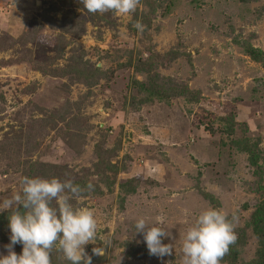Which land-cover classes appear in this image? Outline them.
I'll return each instance as SVG.
<instances>
[{"label": "rangeland", "instance_id": "rangeland-1", "mask_svg": "<svg viewBox=\"0 0 264 264\" xmlns=\"http://www.w3.org/2000/svg\"><path fill=\"white\" fill-rule=\"evenodd\" d=\"M77 3L0 0V201L43 165L96 172L104 155L108 179L70 199L94 213L92 264H183V235L209 207L236 213L250 261L245 224L264 188V0H138L124 16ZM145 60L155 67L137 70ZM243 141L256 146L260 180ZM139 218L163 224L172 255L148 254ZM102 242L105 255H92Z\"/></svg>", "mask_w": 264, "mask_h": 264}, {"label": "clouds", "instance_id": "clouds-1", "mask_svg": "<svg viewBox=\"0 0 264 264\" xmlns=\"http://www.w3.org/2000/svg\"><path fill=\"white\" fill-rule=\"evenodd\" d=\"M89 14L112 12L118 16L136 10L138 0H79ZM138 31L143 26L137 22ZM102 67V65H97ZM20 191L0 201V211L9 210V243L6 254L0 253V264H51L50 253L55 248L69 264H92V256L85 251L89 243L96 244L97 222L91 210L72 206L70 199L78 198L83 188L71 180L57 178L21 177ZM55 201V207H53ZM238 216H231L217 208L199 212L195 222L187 228L181 241L183 264H220V260L234 244ZM135 233L143 237L150 256L158 259L172 255L171 244L163 243L170 233L162 223H148L139 218L134 224ZM21 245L18 254L13 250ZM108 242L92 248V255L104 256Z\"/></svg>", "mask_w": 264, "mask_h": 264}, {"label": "trees", "instance_id": "trees-1", "mask_svg": "<svg viewBox=\"0 0 264 264\" xmlns=\"http://www.w3.org/2000/svg\"><path fill=\"white\" fill-rule=\"evenodd\" d=\"M77 2H78L77 3L78 5H82L79 2V0H77ZM151 7H152V10L151 12H148L149 15H153L154 13V8H153L154 6L151 5ZM246 52L255 61L262 60V52L260 50L247 48ZM165 58L169 59L171 57L167 55L163 59L165 60ZM155 65L156 64L154 61L151 62V61L145 60L142 63H139V62L137 63V70L149 71L153 69ZM140 85L144 86L143 83L142 84L140 83ZM144 89H147V87H144ZM157 91H158L157 94L159 95V90L157 89ZM230 131L231 130H229V132ZM242 144H243L242 145L243 150L248 152L252 156L251 163L253 164V166L256 167L255 171H257V173L259 172L258 174L260 175L259 180L262 179V176H261L262 172L258 171V168H260L261 165L258 162L259 155L257 153L256 146L249 144L248 141H245V142L243 141ZM109 167L111 166L109 165L108 161L105 159L103 155L100 157L98 169L96 170V172H89L87 169H85L83 170L82 174H78V173L71 171L67 167H61L55 164L54 165L48 164L47 166L46 165L42 166L41 172L38 174L37 177L47 178V179L57 178V179H60L61 181L71 180L74 184L80 185L82 188L86 184L91 183L93 185V188L91 190L85 189L80 195V196H84V195L89 194V192H93V191L97 192L99 190V187H97L96 182L98 180L106 181L108 179V177L104 174V172L106 169H109ZM257 191L258 192L260 191V198L254 205V208L249 215V219L245 224V227L249 228L252 234L256 238L257 249L255 251L254 258H252L250 261H243L240 259L241 246H243L245 242V230L244 228H239V229H235L236 236H237L235 243L229 246L228 252L223 256V258L220 261L226 262L227 264H264V188L259 186L257 187ZM203 194H206V193H203ZM206 195L207 197L211 199V201H213V203L215 202L217 203V200H215V198H213L211 195L209 194H206ZM214 206L216 207L217 205L215 204ZM53 207H55V201H53ZM8 214H9V210H4L0 212V239L1 240L6 239V236L4 235L3 230L8 228V219H7ZM56 261H58V259L56 260L55 257L53 258L52 254L50 253L51 264L56 263Z\"/></svg>", "mask_w": 264, "mask_h": 264}]
</instances>
